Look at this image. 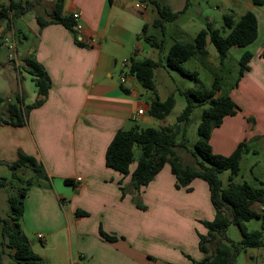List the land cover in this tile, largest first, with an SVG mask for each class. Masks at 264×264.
<instances>
[{"label": "crops", "instance_id": "1", "mask_svg": "<svg viewBox=\"0 0 264 264\" xmlns=\"http://www.w3.org/2000/svg\"><path fill=\"white\" fill-rule=\"evenodd\" d=\"M28 1L36 2L35 6L17 18L13 28L22 46L16 57L23 64L13 66L14 60L7 57L2 61L6 49L0 40V68L22 77L21 69L29 76L36 90L27 104L24 91L10 77L9 90L20 97L22 106L42 98L26 58L32 56L42 67L50 86L40 105L24 115L23 125L0 124V135L9 142L0 145V162L16 160L21 150L42 163L49 179L29 187L23 202L20 229L31 250L46 264L201 262L205 255L199 250V236L207 233L203 222L214 218L207 183L195 179L189 190L177 189L169 165H164L147 186L135 190L130 175L137 159L127 175L105 165V151L114 134L130 123L149 121L155 96L145 97L144 88L128 69L130 61H140L134 54L146 47L139 38L144 26L147 33L154 29L158 0H60L61 16L78 15L74 32L60 24L38 26L35 17L48 19L58 0ZM245 1L247 11L257 18L259 36L253 8L261 5ZM137 2L145 8L135 9ZM8 3L0 0L2 6ZM3 30L4 22H0V33ZM249 52V69L227 92L236 113L224 117L211 131L209 144L214 154L228 156L245 142L247 152L240 161L249 154L264 161V40ZM65 179L75 185L64 183ZM251 208L261 213L264 205L254 203ZM100 231L113 240L104 239ZM38 234L44 241L37 239ZM234 264H264V240L262 247L240 251Z\"/></svg>", "mask_w": 264, "mask_h": 264}, {"label": "trees", "instance_id": "2", "mask_svg": "<svg viewBox=\"0 0 264 264\" xmlns=\"http://www.w3.org/2000/svg\"><path fill=\"white\" fill-rule=\"evenodd\" d=\"M6 6L0 5V22H4V30L0 38L14 28L17 18L32 10L36 2L28 0H8ZM255 5H262V0H253ZM191 5V0H185L184 7L179 12H172L167 5L156 3L157 19L151 24L152 28L165 30V24L174 22L178 15L186 11ZM224 27L228 30L226 35H221L218 29H213L208 23L200 29L191 40L183 39L186 35L179 31V36L173 37L172 44L168 47L165 55V66L181 75L188 77L198 83L197 73L186 70L182 63L194 58L202 66L208 69L214 76L209 88L200 86L198 89L188 91L186 105L176 122L160 129H130L118 130L105 151V165L122 175L129 173V166L134 161L133 148L139 147L140 155L136 160V167L130 175V186L139 190L147 186L153 178L162 170L165 164L169 165L170 172L175 178V188L189 190L190 183L195 179L207 183L210 192V201L214 208V218L203 222L207 229L205 236H199V250L205 255L201 262L196 264H234L235 258L240 251L249 248L263 246L264 238V209L261 213L252 210L254 203L264 205V187L253 188L243 183L235 186L229 184L222 188L218 175L228 171V182L233 180L239 172L241 156L247 152L245 142L238 144L236 149L228 156L214 154L209 144L210 133L218 127L222 119L236 113V106L222 88V77L207 64V43H210L216 53L217 61L223 66L231 48L244 49L254 42L258 33L257 18L251 11L244 12L237 21L230 14L223 15ZM40 28L48 24H60L66 29L74 32V20L69 16H61L60 0L56 1L52 13L48 19L40 16L35 17ZM147 25L144 26L139 38L151 48L161 51L164 40L155 35L147 33ZM164 35V34H163ZM78 45L81 43L76 41ZM252 55L244 51L238 59V73L235 83L249 69L248 63ZM24 63L30 67V75L33 77L37 93L42 98L31 105L22 106L18 95L15 103H7L4 107L0 100V124H9L15 127L24 124V115L30 109L40 105L47 95L50 81L42 67L32 56L26 58ZM162 66L160 60L145 59L143 61H130L129 73L135 77L140 85L153 93L155 99L150 104L149 115L157 120L165 119L175 105L174 95L170 94L166 99L159 100L156 96V84L154 71ZM218 93V95H216ZM205 105L197 125V140L193 144L192 156L196 157V166L182 165L179 157L173 150L176 145L175 138L180 134L182 123H187L196 106ZM2 115L7 118L3 119ZM30 169L32 176L25 179L27 187L20 188L8 195L6 200L10 207V214L2 221L1 245L9 249V257L16 264H46L45 261L35 254L30 244L20 229V220L23 215V202L27 189L31 186L42 185L49 179L44 172L42 163L34 156L20 154L14 162L9 164V169L16 178L15 171L18 169ZM64 183L75 185L72 180L65 179ZM0 186L3 183L0 182ZM124 194V190H121ZM78 215L84 212L77 211ZM259 218L261 220L260 230L248 231L244 223ZM237 227L240 233V241L233 242L226 236L229 225ZM100 235L106 240L113 237L100 231ZM0 264L1 254H0Z\"/></svg>", "mask_w": 264, "mask_h": 264}, {"label": "rangeland", "instance_id": "3", "mask_svg": "<svg viewBox=\"0 0 264 264\" xmlns=\"http://www.w3.org/2000/svg\"><path fill=\"white\" fill-rule=\"evenodd\" d=\"M158 2L163 5L169 6L173 12H178L182 9L185 0H158ZM262 2H264V0H262ZM245 5V0H191V5L186 11L180 13L174 22H168L165 24L164 32H161L160 29L155 28V30L153 29L148 32L150 34L155 35L157 38L164 40L163 49L161 51H158L156 49L153 50L148 44L143 41L146 46L144 51L136 56L134 54V58L140 61H143L145 59H152L156 61L160 60L162 62V66L154 71L156 96L164 100L170 94H173L175 105L170 111L169 115L164 120H157L148 115L150 116L148 117L149 121L139 122L137 126H135L136 124L134 123H130L129 126H127L126 130L134 128L160 129L164 126L173 124L174 122H176V118L182 113L186 105L185 94L190 90L198 89V87L202 85L206 88H209L211 86L214 80L213 74L194 58H191L186 62L182 63V67L191 72H196L199 81L198 83H195L188 77L167 68L165 66L166 51L168 47L172 44L173 37L179 36L182 38L179 31H182L186 34L183 36V39L191 40L195 37L197 32L200 29H203L208 23L213 29H218L221 35H226L228 33V30L224 27L222 18L223 15L230 14L233 16L234 20L237 21L244 12L250 10L249 8H246ZM253 9L259 21V36L257 35L252 46H247L244 49H230L228 51L227 58L223 63V66H220L217 61V53L214 47L210 43H207L206 45V49L209 53L207 58V64L210 66V68H212L222 77V88L225 89L226 92L229 91V89L237 79L238 57L241 51H250L255 48V46H259L262 43V40H264V4L259 6L258 8ZM9 34L10 38H8ZM19 38V35L16 34V31L14 29L10 30L8 33L4 34L0 38L3 44L5 43L6 39H9L8 42L10 43L11 41L15 42V45H13V49L11 50V52L4 46L6 52L4 51V59L2 58V61L5 62L6 57L10 59L9 56L11 54L12 61H16L15 63L13 61V66H16L17 64L18 67L23 64L21 61H19L20 57H16V54L21 51L22 47L20 45ZM18 71H20L22 77H20L17 72L8 73L3 68H0V100L2 102H5L7 99H9L10 102L15 103V96L9 90V87L11 85V76H13V79L16 81L17 89L20 91H24V103L27 104L34 99L36 89L31 83L29 76L23 73L21 69H19ZM143 90L145 97L153 95L151 91H148L146 89ZM216 95H218V93ZM6 104L7 102H5V104L2 106L4 107ZM205 107V105H198L194 108L189 118V121L180 125V134L177 135L175 138L176 145L174 146L173 150L175 151L176 155L180 159V162L184 166H196L197 158L192 156L191 151L193 149L194 142L198 138L197 125L200 119L201 112ZM2 117L3 119L7 118L6 115H2ZM7 143L9 142L6 137L0 135V145L4 146ZM17 154L19 156L20 154H23V152L20 150L17 152ZM139 155V147L134 146V161L138 159ZM14 159L17 160V157ZM14 161L15 160H2L0 162V182L3 183V186H0V254L2 264H16L9 257V253L11 251L1 245L2 221L6 220L8 218V215L10 214V207L6 198L8 195L12 194L13 192H16L20 188L27 187L25 179L32 176V172L30 169L23 168L16 170V178H13V172L9 169V164ZM257 161L259 162L256 163ZM254 163H256L257 166L252 168L251 166ZM228 174V171H224L218 175L221 181L222 188H226L229 184L238 186L243 183L254 188L264 187V183L260 184L259 182L260 180H264L263 158L255 157L252 154L243 156V159L239 163V172L237 176L233 177V180L231 182H228ZM244 225L248 231L260 230L261 220L259 218L252 219L244 223ZM26 236L31 239L33 234H29ZM226 236L228 239L235 243L238 242L241 238L237 227L232 224L229 225V227L227 228ZM38 246L42 247V245Z\"/></svg>", "mask_w": 264, "mask_h": 264}, {"label": "built area", "instance_id": "4", "mask_svg": "<svg viewBox=\"0 0 264 264\" xmlns=\"http://www.w3.org/2000/svg\"><path fill=\"white\" fill-rule=\"evenodd\" d=\"M145 6H146L145 4L139 3V2H137V3L134 4V8L137 9V10H143L145 8ZM71 17H72V19L74 21H76L77 18H78V15L77 14H72ZM75 28L78 29L79 26L78 25H75ZM8 41H9V39H6V41L4 43V46L6 47V49H8L11 52V50L13 49V45L14 44H13V41H11V43L8 42ZM11 57H12V55L10 54V56H9L10 59L9 60H12ZM124 66H125V64H124ZM120 81L122 83H124L125 82V77L120 78ZM141 113H142V111H138V114H141ZM37 239L39 241H44V238H43V236L41 234H38L37 235Z\"/></svg>", "mask_w": 264, "mask_h": 264}]
</instances>
